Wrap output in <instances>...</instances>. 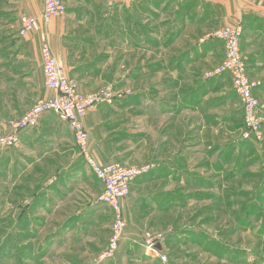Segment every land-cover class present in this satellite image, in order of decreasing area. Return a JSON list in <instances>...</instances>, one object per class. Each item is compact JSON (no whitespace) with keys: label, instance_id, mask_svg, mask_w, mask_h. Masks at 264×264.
Listing matches in <instances>:
<instances>
[{"label":"rangeland","instance_id":"rangeland-1","mask_svg":"<svg viewBox=\"0 0 264 264\" xmlns=\"http://www.w3.org/2000/svg\"><path fill=\"white\" fill-rule=\"evenodd\" d=\"M258 3L259 0H237V12L242 20L236 21H243L252 10L250 7ZM234 11L233 15L236 14ZM217 12L213 17L201 18V24L219 25L220 30L238 23L233 22L235 17L218 16ZM143 28L154 30L150 23ZM203 28H195L194 35L204 34ZM152 55H148L147 60H155ZM224 55L225 46L221 60L212 67L208 59L202 63V69L213 70L223 62ZM165 76L149 73L140 78L130 73L107 75V78L109 83L131 96L140 93L141 97L147 95L154 99V88ZM192 76L202 81L206 74L196 70ZM187 77L180 75L179 80L187 82ZM224 77L232 86L230 74ZM212 85L208 99L228 94L219 87L216 89L215 83ZM185 89L182 84L180 90ZM232 93L233 98L212 109L211 119L195 121L196 125L204 123V134L196 133L195 137L187 134V122L184 117L179 118L175 149L178 160L174 169L180 174L179 178L172 186L154 182L135 191L131 187L130 195L122 200L127 223L123 238L113 257L105 261H100L99 256L109 245L113 213L107 205L99 202L103 189L81 154L74 161L77 167L67 170L77 175H69L67 184L61 186L65 189V198L59 194L47 198L43 194L46 190L60 189V178L53 176L57 171L55 167H51V177L42 186L35 177L36 166L28 170L26 161L17 159L16 162L21 141L10 147L0 145V264H264V200L258 201L264 184V150H260V157L254 160L255 153L258 154L254 144L242 138V103L238 95ZM108 106L118 109L110 121L120 153L115 161L127 166L150 165V172L154 171L156 145L161 143L154 117L147 115V124L143 127L146 118L138 113L137 106L127 111L117 105ZM228 111L234 114L231 120ZM263 140H256L255 147L263 145ZM207 141L214 148L211 150L214 162L209 163V169L202 166L207 154L203 144ZM228 148L234 158L240 155L247 159L241 174L249 173L250 176L238 175L220 187L218 180L210 179L213 173L210 168L216 165L218 154L228 153ZM55 160L64 161L66 157L56 156ZM32 161L34 159L30 163ZM233 167L234 162L227 171ZM191 172L198 174L203 183L214 181L215 186H204L196 181L193 184L200 186H189L191 178L188 173ZM80 173L83 174L81 180ZM35 181L39 184L35 185ZM136 196H140L142 204L137 208L132 205ZM147 233L164 236L160 250L167 257L165 261L144 247Z\"/></svg>","mask_w":264,"mask_h":264},{"label":"crops","instance_id":"crops-1","mask_svg":"<svg viewBox=\"0 0 264 264\" xmlns=\"http://www.w3.org/2000/svg\"><path fill=\"white\" fill-rule=\"evenodd\" d=\"M63 1L67 6L66 12L46 26L42 19L44 0H0V135L9 132V123L21 118L37 100L53 96V92L45 86L41 57V46L46 38L59 64L83 92L94 91L108 84L107 75L130 74L138 69L141 78L145 77L150 67H154L155 71L149 73L166 75L156 84L155 98L146 95L137 103L125 101L116 107L127 111L137 105L138 113L146 118L143 127L147 124V115L153 116L161 137V143L156 145L154 171L134 181L133 191L154 182L172 186L180 176L174 171L178 160L175 149L179 118L186 120L187 134L191 133L193 137L197 136L196 133L204 134V123L196 125L195 121H205L210 114L213 115L214 111L205 110L210 101L207 95L212 84L217 86L221 81V86H218L222 91L233 92L231 83L226 82L225 77H204L202 81L198 77H190L196 70L207 74L208 69H202V63L209 59L213 67L224 54L222 40L200 42L206 34L219 29V25L210 27L201 24L200 19L213 17L218 11V16L235 17L234 23L238 22L237 19L242 20L237 12V0ZM259 1L239 22L243 26L241 49L249 76L262 83L255 90V95L260 104L259 114L264 117V0ZM24 15L36 17L38 23L35 30L21 36V19ZM148 23L154 30L143 28ZM181 26H185L184 29H179ZM201 26L205 27L204 34L194 35L195 28ZM151 54L155 60H147ZM131 59H134L133 63ZM180 75H188L187 82L180 81ZM182 84L186 87L184 94L180 90ZM185 97L187 99L183 101ZM183 105L185 107L180 110ZM117 110L105 104L98 105L83 119L90 136V151L101 164L116 162L120 156L110 128V121ZM231 112L227 113L230 120L234 116ZM20 141L22 146L18 147L16 162L17 159L26 161L28 170L36 166L35 172H38L36 176L34 172V176L42 186L51 177V167H55L57 171L53 176L60 178V189H51L52 192L46 190L43 194L47 198L58 194L65 198V189H61V186L67 184L69 175H77L67 170L77 167L74 161L80 156L68 122L61 114L49 112L41 117L37 126L22 131ZM256 146L258 154L255 153L257 157L254 160L260 157V150H264V144ZM203 148H207L204 155L206 161L214 162L211 154L213 145L207 141ZM56 156H64L66 160L57 161ZM33 159L34 162L30 163ZM206 161L202 166L209 169ZM210 171H213L210 179L214 175V179H224V172H216L214 168H210ZM82 173L78 174L80 180L83 179ZM188 176L193 179L192 172ZM34 184L38 185L39 181ZM140 199V196H136L132 205L136 208L138 204L142 206Z\"/></svg>","mask_w":264,"mask_h":264},{"label":"built area","instance_id":"built-area-1","mask_svg":"<svg viewBox=\"0 0 264 264\" xmlns=\"http://www.w3.org/2000/svg\"><path fill=\"white\" fill-rule=\"evenodd\" d=\"M66 10L67 6L63 0H44L42 15L44 25L48 26L52 20L62 16ZM37 23L36 17L24 15L21 19L20 35H28L36 29ZM242 36L243 26L238 22L208 33L200 39L201 43L209 40H222L225 46L223 62L209 71L206 77L213 78L230 74L232 87L242 103L244 112L242 138L261 141L264 138V117L259 114L260 104L255 90L262 83L249 76L241 49ZM41 57L45 86L53 92V96L37 100L21 118L11 121L10 131L0 135V145L10 147L20 142L21 132L37 125L41 117L49 112L62 115L69 124L85 163L103 186L99 202L107 205L113 213L109 245L99 256L100 261H105L115 254L127 226L122 200L130 195L132 182L151 171L152 167L150 165L126 166L120 162L101 164L90 151V136L83 122L84 117L98 105H114L116 100L122 99L125 94L128 95L126 91L117 89L111 83L94 91H81L78 83L59 64L48 38L42 43ZM163 240L164 236L161 234L147 233L143 243L149 253L165 261L167 257L158 247L159 244L162 245Z\"/></svg>","mask_w":264,"mask_h":264},{"label":"trees","instance_id":"trees-1","mask_svg":"<svg viewBox=\"0 0 264 264\" xmlns=\"http://www.w3.org/2000/svg\"><path fill=\"white\" fill-rule=\"evenodd\" d=\"M209 41H213V40H209ZM152 71H155V69H154V67H150L149 69H148V71H147V73L146 74H149V72H152ZM131 74H133V75H135V76H137V77H139V73H138V69H136V72H133V73H131ZM225 75H223V76H219V77H224ZM217 79V78H216ZM218 85H220L221 86V81H219L218 83H217V86H216V89H217V87H219L220 88V86H218ZM119 87V86H118ZM215 89V88H214ZM154 94H156V91H155V88H154ZM233 92L235 93V91L233 90ZM182 93L184 94V91H182ZM232 92L231 93H228L225 97H218V98H214V99H210V101L208 102V105H206L205 107H206V111H208V112H211L212 111V109L214 108H216V107H219V106H222V104H224L225 102H227L228 100H229V98L231 99L232 98ZM141 94L140 93H138V94H136V95H132L131 96V94H128V95H125L122 99H118V100H116L115 101V105H118V104H120V103H124L125 101H134L135 103H137L138 102V100L141 98ZM187 99V97H185L184 99H183V101L184 100H186ZM197 104V103H196ZM198 104H200V103H198ZM135 106H137V105H135ZM138 107V106H137ZM182 107H185V105H183V106H181L180 107V110H181V108ZM216 116H217V114H215ZM208 116V115H207ZM212 116L213 115H209L208 116V119H211L212 118ZM218 117V116H217ZM241 126L243 127V120H242V123H241ZM235 128V127H234ZM115 141H116V139H114ZM245 141H247V142H249V143H252V144H254V148H255V141L254 140H245ZM264 141V140H263ZM242 143V142H241ZM241 143H240V146H241ZM251 144V145H252ZM213 149L214 148H212V151H213ZM227 151H229L228 153H223V151H220V152H222L223 154L221 155V154H218V161H217V163H216V165L214 166L213 165V167H214V169L216 170V172L217 171H221V173L222 172H224L223 174H224V179L222 178V179H216V180H218L219 182H220V187L221 186H225V182H226V184H227V182L228 181H230V180H232V179H234L236 176H238V175H242V176H244V177H248V176H250L249 175V173H245V174H241L242 172H243V168L245 167V163L246 162H248L247 161V159H244L243 157H240V155L239 156H237V157H233V155H232V150H231V152H230V148H228L227 149ZM212 154V153H211ZM118 162H120V161H118ZM207 162V164L209 165V162L208 161H206ZM234 162V167H233V169H231L229 172L227 171L228 170V168H229V166L232 164ZM120 163H122V162H120ZM123 164V163H122ZM227 166V167H226ZM150 172V171H149ZM146 173V174H144V175H141L140 177H144V176H146V175H149L150 173ZM215 172V173H216ZM226 172V173H225ZM240 173V174H239ZM218 174V173H217ZM193 176H192V178L193 179H191V181H190V185L189 186H200L199 184H193V182L194 181H196V183H198V182H202V180H201V177L199 178V175L198 174H192ZM197 175V176H196ZM215 176V175H214ZM219 176V175H218ZM96 177V176H95ZM140 177H138V178H136L134 181H136L137 179H139ZM96 179H97V181H98V183L100 184V181L98 180V178L96 177ZM213 179H214V177H213ZM215 180V179H214ZM133 181V182H134ZM132 182V183H133ZM204 182V181H203ZM202 182V183H203ZM205 184H207V185H209V186H211V187H214L215 186V182L214 181H212V183H209V182H207V183H203V185L205 186ZM131 187H132V184H131ZM217 199H220V198H217ZM264 200V184H263V189L261 190V192H260V198H258V201H263ZM220 201H221V199H220Z\"/></svg>","mask_w":264,"mask_h":264},{"label":"water","instance_id":"water-1","mask_svg":"<svg viewBox=\"0 0 264 264\" xmlns=\"http://www.w3.org/2000/svg\"><path fill=\"white\" fill-rule=\"evenodd\" d=\"M158 247H159V249H162V245L161 244H159Z\"/></svg>","mask_w":264,"mask_h":264}]
</instances>
